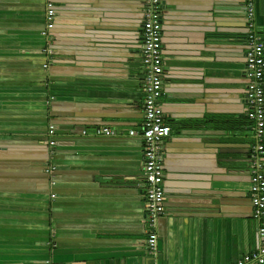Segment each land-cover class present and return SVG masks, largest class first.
I'll return each instance as SVG.
<instances>
[{
    "label": "crops",
    "instance_id": "crops-1",
    "mask_svg": "<svg viewBox=\"0 0 264 264\" xmlns=\"http://www.w3.org/2000/svg\"><path fill=\"white\" fill-rule=\"evenodd\" d=\"M53 1L44 35L48 0H0V264H240L259 253L250 0H163L160 102L173 133L157 254L144 140L130 134L145 121L144 0ZM252 2L264 40V0Z\"/></svg>",
    "mask_w": 264,
    "mask_h": 264
},
{
    "label": "built area",
    "instance_id": "built-area-1",
    "mask_svg": "<svg viewBox=\"0 0 264 264\" xmlns=\"http://www.w3.org/2000/svg\"><path fill=\"white\" fill-rule=\"evenodd\" d=\"M143 63L145 67V121L141 132L132 130L131 135H141L144 140V171L147 185V223L149 236L147 247L151 254H157L159 236L156 230L158 219L166 213L164 146L173 130L165 121V113L160 99L164 95V54L162 43L163 0H144ZM248 10L247 70L249 84L247 105L249 117L256 128V143L252 151L251 200L253 216L259 222V233L264 237V40L258 33L255 21V7L250 0ZM55 3L48 0L46 29L54 26ZM56 126H50V134H55ZM99 134L112 135L109 127L98 128ZM52 171V168L50 169ZM264 263V248L259 253L247 255L240 264Z\"/></svg>",
    "mask_w": 264,
    "mask_h": 264
}]
</instances>
